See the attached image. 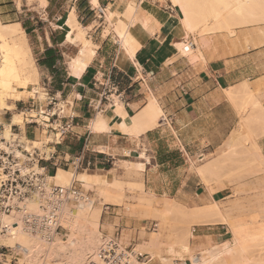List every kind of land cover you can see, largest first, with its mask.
Masks as SVG:
<instances>
[{"label":"crops","instance_id":"crops-1","mask_svg":"<svg viewBox=\"0 0 264 264\" xmlns=\"http://www.w3.org/2000/svg\"><path fill=\"white\" fill-rule=\"evenodd\" d=\"M98 2L99 6L93 0H47L46 7H41L38 2L30 4L28 0H0L1 23L20 24L25 30L41 89L48 87L58 100L57 106L63 108L57 124L71 126L70 133L57 145V133L47 130L53 139L48 144L53 157L40 166L49 176L65 169L92 175L94 179L118 177L132 183L142 182L146 192L190 208L203 205V201L228 204L240 200L239 207H244L251 214V221H256L253 224L259 225L264 173L238 178L240 184L233 186L224 178L214 177L209 186L199 170L224 154L233 139L248 134L243 122L250 114L258 116L255 109L258 104L264 109V26L237 28L232 36L228 31L186 36L180 25L183 12L171 0ZM133 2L139 5L141 15L156 18L160 26L155 34L142 24L133 29L136 49L132 57L123 50L115 28L119 20L127 21L124 14ZM97 7L106 10L102 19H97L93 12ZM73 10L83 27L93 25L87 38L97 46L95 57L80 77L74 76L70 67L82 46L67 40L70 29L66 25ZM113 14L115 23L105 36L106 18ZM179 42L194 44V54L183 55L174 46ZM108 81L117 87V94L106 101L102 85ZM233 89L236 92L230 93ZM239 90H244L242 95L237 94ZM116 99L124 105L126 117L117 114ZM153 100L163 111L158 126L138 137L124 132L122 124L131 127L133 119ZM21 104L39 106L38 101L29 99L17 102V110ZM100 115L106 122V130L103 125L102 130L95 131L92 122ZM257 126L251 124L250 130L253 127L252 133H256L264 157V123ZM23 130L29 140L39 141L44 129L27 126ZM247 145L244 144L245 148ZM132 164L144 165L145 169L139 175L129 173ZM210 187L217 189L212 195ZM126 191L138 192L140 196L137 190ZM126 195L133 196L130 192ZM122 207L106 204L102 222L113 226L114 236L119 239L124 232L131 236L137 233L131 244L136 246L143 240L135 225L128 227V221L121 218ZM194 233L203 239L216 238L219 244L233 238L232 229L225 224L207 225Z\"/></svg>","mask_w":264,"mask_h":264},{"label":"bare ground","instance_id":"bare-ground-1","mask_svg":"<svg viewBox=\"0 0 264 264\" xmlns=\"http://www.w3.org/2000/svg\"><path fill=\"white\" fill-rule=\"evenodd\" d=\"M28 1L30 4L38 2L41 7L47 5V0ZM171 1L180 6L183 12L184 19L181 20L180 25L186 36L190 34L203 36L223 31L230 32L232 36L237 28L264 26V0ZM93 3L95 6H99L98 0H93ZM125 12L124 17L127 21L119 20L115 32L121 41L123 50L133 57L136 49L133 29L142 24L145 29L150 30L148 32L155 34L156 29L160 26V21L156 18L153 20L152 17L147 15H141L139 5L135 2L131 3ZM114 17L115 14L106 18L108 27L105 36H108L111 32L110 28L115 23L113 22ZM77 18L73 10L66 27L70 29L67 40L82 46L79 57L71 62L70 67L73 75L80 77L95 57V47L97 46L87 38L89 32L93 30V25L85 28L78 22ZM174 46L185 56L194 54V51L186 52L188 44L185 42L175 43ZM198 53L201 52L198 51ZM244 90L248 91V87ZM233 91L234 89L230 93H233ZM237 92V94L240 92L242 95L241 90ZM249 92L251 91L249 90ZM45 96L41 90L40 75L25 30L22 29L20 24L3 25L0 20V125H4L3 136L8 141L15 139L12 137V127H20L21 130L26 127V117L38 119V122L43 121L46 107L42 102L45 100ZM29 99L39 102L38 112H18L16 103ZM116 104L117 114L124 117L126 115L124 105L117 99ZM254 105H257V103ZM252 107L255 108V106ZM255 109L259 112L258 116H255V113L254 116L250 114L251 116L248 115L249 118L246 116V119H241L242 122L245 119L243 126L245 125L248 129V134L244 138L237 137V139H233L228 143L229 149L224 154L206 168L199 170V174L207 185L210 186L214 177L220 179L219 174L229 169L233 164L238 165L241 161L242 163L238 165L237 169L243 171L245 166H248L247 163H243L244 159L259 162L264 168V157L257 144L256 133H252L254 131L253 127L250 130L251 124L257 126V123H264V109L261 105L259 107V104ZM2 112L12 114L9 123L2 122ZM160 117H163V111L153 100L149 107L133 119L131 127L122 124V129L124 132H131L138 137L146 130L157 127ZM105 123L100 115L95 122H92L93 129L99 131L105 127L106 130ZM103 125L104 127H102ZM41 134L42 138L39 141H31L26 135L20 138L24 149L31 153L34 150H39L41 153L49 152L48 144L53 142V139L48 136L46 129ZM245 143H249L246 148ZM242 147L245 149H240ZM2 148H5V145L0 144V149ZM144 169V165L133 164L128 168L129 173L133 172L137 175L141 174ZM36 171L44 173L42 167H37ZM229 172H234V170ZM91 176L86 173L77 174L76 171L65 169H59L55 176L47 175L49 181H53L62 187H69L77 182L87 191L88 189H96L105 202H114L117 196L122 197V193L126 190L139 191L141 193L138 199L139 207L142 209L143 216L158 219L161 222L160 225H157L159 229L149 234V240L137 246L135 250L137 253L147 255L148 260H156L160 264H174V261H181L182 264H186L183 254H188L189 260L193 264H264V221H262V224L255 225L253 221L246 224H236L231 220L234 210L242 206L238 203L240 200L233 202L232 209H229L231 207L225 208L221 202L211 201H203V205L189 209L181 203H177L178 201L175 202L165 198H162L163 200L159 198V201L158 197L145 191L142 182L132 183L118 177H113V179L97 177L94 179ZM214 192L215 190H210V195ZM262 194L261 196L264 198V193ZM31 208L34 211L37 210L35 205H32ZM260 209L264 212V201ZM103 211V207L101 205L94 206L91 199L83 208H69L62 223L63 228L65 227L69 231V234L66 235L67 240H63L60 237L61 235H57L51 243L40 236L26 232L22 227L20 214L5 215L2 218L3 226H13V228L8 234L0 236V246L16 247L19 245L22 248V257L19 258L20 264H85L87 259L95 254L102 238L101 218ZM172 222L177 223L175 226L177 230L174 234L169 233L173 228V226L171 227ZM192 223L199 227L210 224L231 226L233 238L231 241L223 242L224 244L215 243V239L209 240L208 244L199 245V253L195 255L191 241L199 239V237L195 236L190 229L191 226H188ZM121 238L123 241V236ZM254 248L258 249L259 255L255 254L256 250L254 251ZM252 250L257 258H252Z\"/></svg>","mask_w":264,"mask_h":264},{"label":"built area","instance_id":"built-area-1","mask_svg":"<svg viewBox=\"0 0 264 264\" xmlns=\"http://www.w3.org/2000/svg\"><path fill=\"white\" fill-rule=\"evenodd\" d=\"M93 12L97 19H102L106 14L103 7H97ZM187 44L186 52L193 51L195 45ZM102 86L105 87L102 97L106 101H109L108 98L113 94H117V87L109 81ZM42 90L46 95L44 102L47 103L43 114L45 117L41 122L26 117L25 126H36L56 132L57 145L70 133L71 126L57 124L61 119L63 108L57 106L58 100L51 95L48 87L44 86ZM33 109L34 107L27 109L26 112H32ZM4 130V125H0V144L5 145V148L0 149V236L8 234L13 228V226H3V216L18 213L26 232L40 236L51 243L57 235L67 231L62 226L67 210L71 207L83 208L90 198L77 187V182L69 187H62L49 181L45 168H42L44 173L37 172L36 168L41 167V163L47 158H52L53 154L41 153L39 150H34L32 153L26 151L20 139V127H12V137L15 138L12 141H8L3 136ZM32 205L37 207L36 211L31 208ZM152 226L153 231H156L157 224ZM134 247L124 246L118 237L103 236L95 254L90 256L85 264H150L148 256L137 253ZM21 252L22 248L19 245L0 246V264H20ZM176 262L182 264L181 261ZM186 264L193 263L186 261Z\"/></svg>","mask_w":264,"mask_h":264},{"label":"rangeland","instance_id":"rangeland-1","mask_svg":"<svg viewBox=\"0 0 264 264\" xmlns=\"http://www.w3.org/2000/svg\"><path fill=\"white\" fill-rule=\"evenodd\" d=\"M110 31H111V28H110ZM45 103L46 102L43 101V104L44 105H45ZM27 108L32 109V107H29V104H27V105L21 104V105L18 106V110L17 111L18 112H26ZM38 108H39V106H35L34 107V109H35L36 112H37V110H39ZM2 114H3L2 115V122L3 123H5V122L6 123H9L10 122V119L12 117V114L9 113V112H2ZM22 132H23V134L20 136V138H22L24 135H26L24 130ZM247 144H249V143H247ZM242 160H243V157H242ZM241 163H242V161L239 162V164H241ZM243 163H245V164L247 163L246 165H248V166H245V169H243V171H242V169H241V171L240 170L238 171L237 168L239 167L238 166L239 164L238 165L237 164H233L232 166L229 167V169H227L226 171H223V173L219 174L218 175L219 178L220 179H223L224 178V179L228 180L229 181L228 184L233 186L235 184H238L239 185L240 182H241L240 181L241 178L242 179L250 178V177H252V176H254L256 174L264 173V168H263V166L259 162H251V160L244 159L243 160ZM245 164H242V165H245ZM230 170H234V172H231L230 173L229 172ZM238 178H240V179H238ZM213 182H214V180L211 182V184ZM77 187H79L80 189H82L83 193L86 194L87 196H89V198L94 202V206H97V205L100 206L101 205L103 208H104V206L106 204H112L114 206H123L121 208V218H123V219H125V220L128 221V227H131V225H135L136 231L138 230V232L140 233V239L143 240L141 243H135V244H137L136 246L134 245L135 246L134 247L135 250L137 249V246H139V245L143 244L145 241L149 240V234L152 233V232H154L153 229H152L153 228L152 225H154V224L160 225L161 224V222L158 219L146 218L145 216H143L142 209L139 207V200L138 199H139L140 196H138L139 195L138 192L124 191L122 193V197L121 196L120 197L117 196V198H116V200L114 202H105L104 198L100 197V194H99V192L96 189H88V191H87L86 189H84L83 187H81V185L78 184V183H77ZM210 190H215L216 191L217 189H214V188L212 189V187H210ZM126 192H130L131 194H133V196H131V197L127 196L126 195ZM238 193L240 194L241 192H238ZM159 201H160V199H159ZM171 201H173V200H171ZM234 202H236V201H234ZM232 204H234V203L231 202V203H228V204H224V206L227 209H228V207H231L229 209H232V207L234 206V205L232 206ZM194 207H196V205H194ZM260 207L258 208L259 219H260L259 220V222H260L259 224H261L262 221H264V212L261 211ZM124 208L126 210H124ZM187 208L190 209V207H187ZM244 211H246V209L244 207H240L239 209L237 207V210H234V213H233L234 214L233 215L234 218L232 217L231 220L234 223H236V224H239V223L246 224L249 221H251V219H250L251 218L250 217L251 214L248 211H246V212H244ZM119 222L120 221L117 220V225H119ZM253 223H256V221H253ZM176 224H177L176 222H172L171 223V227L173 226V228H171V230H170L169 233H171V234H174L175 233V231L177 230V228H175ZM210 225H217V224H210ZM188 226H191L190 229H191L192 233L195 236H197V233H194V230L198 231V229L205 227V226H201V227L195 226V225H193V223L190 224V225H188ZM110 228H113V229H110ZM158 229H159V227L157 228V230ZM101 232H102V237L103 236H106V237L111 238V237H114L115 228L113 226H109L107 224L104 225L103 222H102V219H101ZM67 234H69V231L68 230L66 232H63L60 237L63 240H67L66 239V235ZM136 235H137V233H136ZM136 235L133 234L131 236V234L129 232H124L123 233V241H122V238L120 239L121 240V243L123 244V242H125L123 245L126 246V247H128L131 244H134V241L136 239ZM145 238H147V239H145ZM214 239H215V243H218L216 241V238H214ZM209 240L210 239L199 238V239H195V240H192L191 241L192 247L194 248V251H195V255H197L199 253L198 252L199 251V245L208 244ZM220 244H223V243H220ZM255 250H256V248H254V251ZM257 250L255 251L256 252L255 253L256 255L259 253V252H257ZM253 253L254 252L252 250L251 251L252 258L253 257L254 258L255 257L257 258V256L254 255ZM139 254L143 255L142 253H139ZM19 258H21V257H19ZM183 258L186 261H190L188 254H183ZM177 263L178 262L174 261V264H177ZM150 264H160V263L157 262L156 260H154V261H151Z\"/></svg>","mask_w":264,"mask_h":264}]
</instances>
